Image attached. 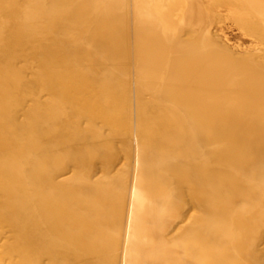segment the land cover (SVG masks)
<instances>
[{
    "label": "bare ground",
    "instance_id": "6f19581e",
    "mask_svg": "<svg viewBox=\"0 0 264 264\" xmlns=\"http://www.w3.org/2000/svg\"><path fill=\"white\" fill-rule=\"evenodd\" d=\"M0 264H264V0H0Z\"/></svg>",
    "mask_w": 264,
    "mask_h": 264
},
{
    "label": "rangeland",
    "instance_id": "374dc122",
    "mask_svg": "<svg viewBox=\"0 0 264 264\" xmlns=\"http://www.w3.org/2000/svg\"><path fill=\"white\" fill-rule=\"evenodd\" d=\"M226 33L228 34L229 38L231 39V42L237 43V40L239 39V37H238V31L236 29L227 27Z\"/></svg>",
    "mask_w": 264,
    "mask_h": 264
}]
</instances>
